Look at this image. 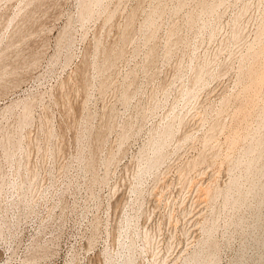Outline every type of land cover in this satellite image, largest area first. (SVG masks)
<instances>
[{
    "label": "rangeland",
    "instance_id": "obj_1",
    "mask_svg": "<svg viewBox=\"0 0 264 264\" xmlns=\"http://www.w3.org/2000/svg\"><path fill=\"white\" fill-rule=\"evenodd\" d=\"M0 264H264V0H0Z\"/></svg>",
    "mask_w": 264,
    "mask_h": 264
}]
</instances>
